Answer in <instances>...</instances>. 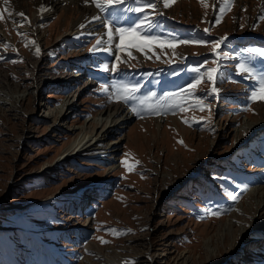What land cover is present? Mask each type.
<instances>
[{
  "label": "rangeland",
  "instance_id": "374dc122",
  "mask_svg": "<svg viewBox=\"0 0 264 264\" xmlns=\"http://www.w3.org/2000/svg\"><path fill=\"white\" fill-rule=\"evenodd\" d=\"M257 1L234 0L233 7L251 13L262 6L257 12L264 13V2ZM40 2L0 0V66L15 86L2 93H15L16 84L23 96L41 87L14 109L15 95L0 96V234L11 233L17 245L7 262L0 254V264H46L47 256L51 264H264V127L244 129L264 119L258 83L264 57L247 52L264 50V36L255 34L264 26L252 25L250 16L239 19L233 9L210 27L225 12L220 0H170L167 7L151 0L156 8L140 13L129 11L137 0L104 5L103 13L92 0ZM51 3L60 10L45 21L39 14L50 11ZM19 13L27 18L23 26L13 22L24 19ZM145 17L136 34H124L121 52L115 28L135 27ZM98 22L99 32L91 27ZM213 29L221 37L211 39ZM239 31L241 36L224 37ZM145 36L177 43L145 44ZM98 39L97 50L89 51ZM182 39L204 44L178 43ZM215 41L220 44L214 51ZM241 64L251 76L238 71ZM40 69L58 76L82 73L91 84L77 93L60 123V115L49 113L77 86L63 93L47 89ZM195 79L201 82L189 88ZM125 85L138 87L134 99H109ZM213 88L217 96L210 95ZM111 104L121 105V112L99 151L72 150L56 166L73 143L85 136L99 140L100 118ZM126 114L129 121L117 128ZM143 252L154 263L137 257Z\"/></svg>",
  "mask_w": 264,
  "mask_h": 264
},
{
  "label": "bare ground",
  "instance_id": "6f19581e",
  "mask_svg": "<svg viewBox=\"0 0 264 264\" xmlns=\"http://www.w3.org/2000/svg\"><path fill=\"white\" fill-rule=\"evenodd\" d=\"M41 0H39V3H41L40 2ZM45 1V0H44ZM53 4V5H52ZM57 4V3H56ZM51 10L50 11H48V12H45L44 14H39L38 16L40 17V18H43L44 17V19L43 20H45V21H48V19L50 18L49 16H55V14L57 13V12H59V10H60V8H59V6L58 5H55L54 3H51ZM58 8V9H57ZM87 10V9H86ZM92 13V12H91ZM95 22V21H94ZM100 26V24H99V22H98V24H95V23H93L92 25H91V27L92 28H94V30L95 31H97V32H99V30H98V27ZM33 30H34V32H36L35 31V29L36 28H32ZM39 31L40 30H38L37 32H36V40L37 41H42V38H43V34H40L39 33ZM47 31V30H46ZM34 32H33V35H34ZM96 32V33H97ZM63 35H65V33L64 34H62V35H60V36H58L57 38H56V40L55 41H60V40H63V39H65L64 37L62 38V36ZM35 37V36H34ZM33 41H34V39H33ZM41 43V42H40ZM56 43V42H55ZM40 46L41 45H37L36 46V49L37 48H39V54H42V52L43 51H41V49H40ZM34 49H35V47H34ZM35 49V50H36ZM30 51L31 52H33L32 51V49H30ZM37 51V50H36ZM54 52L55 51H51V53H50V55H47V57H44V59H49V58H51V56H53V54H54ZM34 54V53H33ZM39 54H37V56H39V57H43V56H40ZM37 56H35V57H37ZM32 59H34V58H31V60ZM30 60V61H31ZM37 63H39V62H32L31 63V65H32V67H33V70L35 71V68H36V65H37ZM7 69L8 68H6V67H4L3 65L2 66H0V96L1 97H5V98H10L12 95H15V97H11L12 99H14V100H12V107H13V109L15 108V106L19 103V102H22L24 99H26V96L28 95V93H29V95L30 94H36V92H37V94H39V92H38V90L39 91H41V87L38 89L37 88V91H35L36 90V88H35V90L33 91V92H27V95L26 96H23V94L25 93V91H24V93L23 92H19V90H17V84H16V89H15V93H13L12 91H8L7 93H2L3 91H5V90H7V89H9V88H12V87H15L14 86V84H13V82H12V79L10 78V75L8 74V72H7ZM46 69V68H45ZM41 70L42 72H40V75H39V77L38 78H43L42 79V82H43V87H45V88H47V89H56V90H60L62 93L66 90V89H71L72 87H76L77 86V91L74 93V94H72L71 96H68V97H66V98H64L65 100H64V102H63V104L61 105V106H59V107H57V109L55 108V110L53 111V112H50L49 113V117L51 116H55L54 114H58V116L60 115V118H61V120L59 121V123L60 122H62L63 120H64V115L66 114V112L67 111H69V109H72V107L74 106V102L76 101V95H77V93L78 92H80L81 90H83V89H86L87 87H89V86H91V84L89 83V82H87V81H85L84 79H83V76L82 75H80V74H82V73H80L79 75L77 74V75H75V74H69V75H62V76H58V75H56V74H52L51 72H49L48 70ZM17 70H18V72H20V70H23V67H18L17 68ZM30 71V69H28V68H26V70H25V72H29ZM45 71V72H44ZM48 71V72H47ZM30 72H32V71H30ZM33 73V72H32ZM31 73V74H32ZM38 73V72H37ZM65 73H72V71H70V72H63V73H57V74H65ZM84 74V73H83ZM34 75V74H33ZM38 75V74H37ZM85 75V74H84ZM38 78H37V80H38ZM253 82V81H252ZM252 82H250V83H252ZM42 84V83H41ZM217 94L218 93H216V91L215 92H211V94L210 95H216L217 96ZM61 101H62V99H61ZM61 103V102H60ZM59 103V104H60ZM59 104H53V105H51V106H57V105H59ZM49 105V104H48ZM45 107V106H44ZM47 107V106H46ZM121 105H119V107L118 106H116L115 104H111L110 106H109V108H107L106 109V111H105V113H104V115H103V117L102 118H100L101 120H100V128H99V130H101V136L99 137V140H97V138H95L94 140V142H93V138H86V136L85 137H83L77 144H72L69 148H67L63 153H62V156L60 157L61 159V161L59 162V163H57V165L56 166H59V165H61V163H65L63 160H65V161H67L69 158H68V153L69 152H71L72 150H74L72 153H75L76 152V154H80V153H82V152H84V151H93V152H96V151H99V149H98V146H100L99 145V142H102L106 137H107V135H108V131L110 130V129H114V125L115 124H113V126H111L110 127V125L112 124V122H118V120H116V116L118 115V113H120L121 112ZM124 110H126L125 108H123ZM45 110H46V108H45ZM24 115L26 116L27 114H25L24 113ZM101 115V114H100ZM105 116V117H104ZM125 117H124V119L123 120H121V123L120 124H118L117 125V128H119V126L121 125V126H123V125H125L129 120H128V118H127V114L126 115H124ZM100 117V116H99ZM46 118V115L43 117V119H45ZM36 119H40V117L39 118H36ZM88 122V121H87ZM87 124V123H86ZM120 126V127H121ZM56 128H59L60 127V125H56L55 126ZM264 127V119L257 125V124H253V123H251V124H246L245 126H244V129H246V131L248 132L249 130H252V129H255V128H257V129H260V128H263ZM115 129H116V127H115ZM95 136H96V134H95ZM86 139L88 140V141H86ZM86 141V142H85ZM83 143V144H82ZM114 143V142H113ZM111 144V149H110V152L111 153H113L114 151H115V147H116V142L114 143V144ZM91 149V150H90ZM110 158H112V157H110ZM60 169V168H59ZM54 170H56V168L55 169H53V171ZM56 171H58V170H56ZM260 195V194H259ZM257 198H258V196H257ZM88 199H89V197H88ZM260 200V199H259ZM82 201V200H81ZM260 203H263L264 202V196H261V200L259 201ZM79 203V202H78ZM260 205V204H259ZM255 214V213H254ZM254 218V217H253ZM229 226V225H228ZM242 233H244V231H242ZM97 254V253H96ZM99 255V254H98ZM100 256H102V255H100ZM103 257V256H102ZM137 257L138 258H140V259H145V260H148L149 262H153L154 263V261L152 260V257L151 256H148V252H143V253H141V254H139V255H137ZM124 264V263H123Z\"/></svg>",
  "mask_w": 264,
  "mask_h": 264
},
{
  "label": "snow or ice",
  "instance_id": "6c2138e0",
  "mask_svg": "<svg viewBox=\"0 0 264 264\" xmlns=\"http://www.w3.org/2000/svg\"><path fill=\"white\" fill-rule=\"evenodd\" d=\"M124 2H125V0H92V3L95 4V6L102 13L108 11V9L106 7H104V5H120V4L124 3ZM200 2H203V0H200ZM5 3H7V0H5ZM163 3L165 5V7H167V6H169L170 0H163ZM137 4L139 6L129 9V11H134V12L140 13L145 8H150V9H155L156 8V5L154 3H152L151 0H148L147 3H144L142 5H140V0H137ZM42 10L43 9H41V11ZM221 11H223V9H221ZM19 15L21 17H24V19L21 20V21H13V22L20 24V26H23V24L27 22V18L24 16V13H19ZM94 19H102V18L101 17H95ZM146 19H148V17H145L144 19H141L139 21V23H137L135 25V27H129V28L116 27L115 28V32L120 34V37H121L120 44L116 45V47L118 49H120L121 52L126 51V47L123 45L124 34L125 33H128L129 35L136 34L138 32V30L141 27L144 26V23H145ZM217 22H219V21H217ZM105 27L106 28L109 27V24L107 22H105ZM149 27H150V25H149ZM204 31H205V33H207L209 31V29L206 28ZM111 39H112V36L110 34L109 35V40H111ZM142 39H143V42L145 44H148V43L165 44V43H167L170 47H175L176 43H177L175 41H161L157 37H152V36H145ZM101 43H102V40L98 39L96 41V45L93 46V48H91L89 51H96L97 50V46H99ZM178 43H181V44H204V41L184 40V39H182V40L178 41ZM219 44H220V41L212 42V46H213L214 51H215L216 48L219 47ZM129 46L135 47L138 51H141V52L144 51V48L141 46L140 43H135L133 41H130L129 42ZM247 52L253 53V54H255L256 56H259V57H264V50H262V49L249 48V49H247ZM37 54H39V49H37ZM128 55L131 58V53L130 52L128 53ZM120 59H121L120 56L116 57L117 61H120ZM13 62H15V61H13ZM104 70L107 71L108 69L105 68ZM112 71H116V65H113ZM193 71H199V69L198 68L197 69H193ZM216 71H217V69H215V68L208 70V79L209 80L213 79V74ZM238 71L247 72L249 74V76L252 75L251 70L246 68L243 64L238 66ZM200 82H201L200 79H195L193 81V83H191L188 87L189 88H195L196 85L199 84ZM258 83L260 84L261 91H264V76L260 77ZM101 88L104 89V86L101 85ZM104 90H106V89H104ZM138 90L139 89H138L137 86H127V85H125V86H122V88L119 91L114 92L113 95L109 97V99L113 100L115 102H123V103L127 104L129 100H132V99L135 98V93ZM212 91L215 92V91H217V89L213 88ZM256 97H257V92L253 91L252 98L255 99ZM262 98H264V97H262ZM141 103H143V101H141ZM177 106H179V105H177ZM181 110L183 111L184 109H181ZM200 110H203V108H201ZM132 111L135 112L136 109L133 108ZM184 123L187 124V121H184ZM181 143H182V141H181ZM121 163L124 164L125 162L121 161ZM233 200H235V197H233ZM213 214H218V213H213ZM112 232H113L114 235L116 234V230H112ZM101 243H104V241H101Z\"/></svg>",
  "mask_w": 264,
  "mask_h": 264
},
{
  "label": "crops",
  "instance_id": "0c3cea01",
  "mask_svg": "<svg viewBox=\"0 0 264 264\" xmlns=\"http://www.w3.org/2000/svg\"><path fill=\"white\" fill-rule=\"evenodd\" d=\"M234 0H220V5H222L223 7H225V12L223 11L219 16L216 15V19H214L213 23H211L209 26L211 27H214L215 25H217V21L221 20V18H223L225 15H227L231 10L234 9L235 12H238V18L240 19L241 16H245L246 20H247V17L250 16V22L252 23V25H255V26H264V13H259L257 12L259 9L263 8L262 6H257L259 2L263 3L264 0H258L257 3H256V6H253V11L251 13H249V8H243V6H240L239 4H235V6L233 7L234 3L233 2ZM235 1H238V0H235ZM238 9V10H236ZM241 9H243V11H241ZM255 12V13H254ZM255 15V17H254ZM223 22V21H221ZM249 22V23H250ZM244 25V23L242 24V26ZM262 26V27H263ZM242 32L243 31H239V32H235V35H232L231 33L227 34L229 36H224V37H234V36H241L242 35ZM248 36H255L253 35L252 33H246ZM257 35H262L264 36V31L260 30L258 28V31H256ZM213 37L211 39H215V38H218V37H221V35L217 34V30L216 32L214 31L213 29ZM261 39H264V38H261ZM236 40H241V39H236Z\"/></svg>",
  "mask_w": 264,
  "mask_h": 264
},
{
  "label": "trees",
  "instance_id": "16d2710c",
  "mask_svg": "<svg viewBox=\"0 0 264 264\" xmlns=\"http://www.w3.org/2000/svg\"><path fill=\"white\" fill-rule=\"evenodd\" d=\"M53 205V204H51ZM90 208V207H89ZM49 212H52L51 210H48ZM11 233H2L0 234V254L6 255V262L8 260V253L10 250L13 254H17V245L13 243V239L11 238ZM47 262L46 264H51V261H49V257L47 256ZM44 260V261H46Z\"/></svg>",
  "mask_w": 264,
  "mask_h": 264
}]
</instances>
